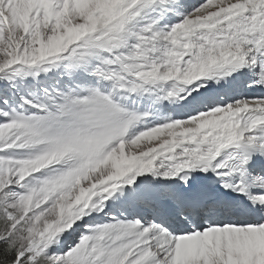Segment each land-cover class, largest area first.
<instances>
[{
	"label": "snow or ice",
	"instance_id": "obj_1",
	"mask_svg": "<svg viewBox=\"0 0 264 264\" xmlns=\"http://www.w3.org/2000/svg\"><path fill=\"white\" fill-rule=\"evenodd\" d=\"M0 264H264V0H0Z\"/></svg>",
	"mask_w": 264,
	"mask_h": 264
}]
</instances>
